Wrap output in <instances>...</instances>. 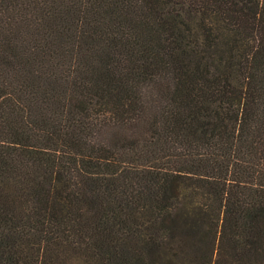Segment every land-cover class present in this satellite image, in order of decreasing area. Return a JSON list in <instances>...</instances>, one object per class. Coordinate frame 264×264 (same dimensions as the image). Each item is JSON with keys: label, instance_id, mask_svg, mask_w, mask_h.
Instances as JSON below:
<instances>
[{"label": "trees", "instance_id": "16d2710c", "mask_svg": "<svg viewBox=\"0 0 264 264\" xmlns=\"http://www.w3.org/2000/svg\"><path fill=\"white\" fill-rule=\"evenodd\" d=\"M0 264H264V0H0Z\"/></svg>", "mask_w": 264, "mask_h": 264}, {"label": "rangeland", "instance_id": "374dc122", "mask_svg": "<svg viewBox=\"0 0 264 264\" xmlns=\"http://www.w3.org/2000/svg\"><path fill=\"white\" fill-rule=\"evenodd\" d=\"M130 240V239H129ZM95 259H96V257H95Z\"/></svg>", "mask_w": 264, "mask_h": 264}]
</instances>
